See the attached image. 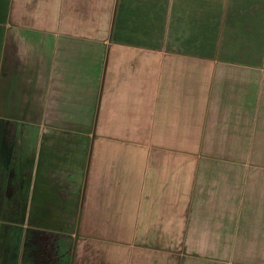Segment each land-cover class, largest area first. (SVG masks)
<instances>
[{
    "label": "crops",
    "instance_id": "1",
    "mask_svg": "<svg viewBox=\"0 0 264 264\" xmlns=\"http://www.w3.org/2000/svg\"><path fill=\"white\" fill-rule=\"evenodd\" d=\"M0 264H264V0H0Z\"/></svg>",
    "mask_w": 264,
    "mask_h": 264
}]
</instances>
